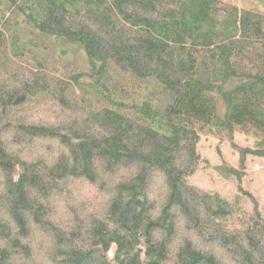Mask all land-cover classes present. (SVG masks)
Listing matches in <instances>:
<instances>
[{
  "label": "trees",
  "instance_id": "1",
  "mask_svg": "<svg viewBox=\"0 0 264 264\" xmlns=\"http://www.w3.org/2000/svg\"><path fill=\"white\" fill-rule=\"evenodd\" d=\"M246 1L0 0V264H264L254 196L187 181L202 134L264 158Z\"/></svg>",
  "mask_w": 264,
  "mask_h": 264
},
{
  "label": "rangeland",
  "instance_id": "2",
  "mask_svg": "<svg viewBox=\"0 0 264 264\" xmlns=\"http://www.w3.org/2000/svg\"><path fill=\"white\" fill-rule=\"evenodd\" d=\"M245 7L252 3L246 0H235ZM69 56H73L71 53ZM24 99L21 93L15 99L20 103ZM233 142L240 146L252 147L253 138L242 133H234ZM197 150L201 156L196 171L187 177V181L211 193H218L227 199L240 196V200L247 209L252 208L251 200L239 191V187L248 191L257 201L259 210L264 216V158L248 155L246 159L245 175L240 181L233 175L225 173L223 164L238 166L239 154L229 141L219 142L213 136L202 134L197 143Z\"/></svg>",
  "mask_w": 264,
  "mask_h": 264
}]
</instances>
